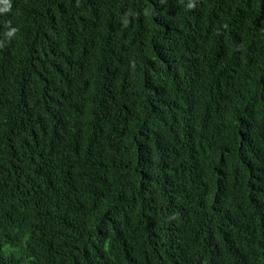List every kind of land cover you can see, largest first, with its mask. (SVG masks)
Masks as SVG:
<instances>
[{"label":"trees","instance_id":"16d2710c","mask_svg":"<svg viewBox=\"0 0 264 264\" xmlns=\"http://www.w3.org/2000/svg\"><path fill=\"white\" fill-rule=\"evenodd\" d=\"M0 264H264V0H0Z\"/></svg>","mask_w":264,"mask_h":264},{"label":"clouds","instance_id":"9594fccd","mask_svg":"<svg viewBox=\"0 0 264 264\" xmlns=\"http://www.w3.org/2000/svg\"><path fill=\"white\" fill-rule=\"evenodd\" d=\"M12 33H9V35H11Z\"/></svg>","mask_w":264,"mask_h":264}]
</instances>
